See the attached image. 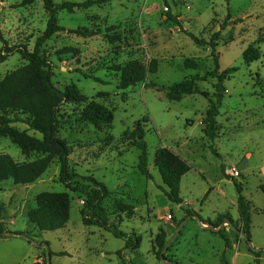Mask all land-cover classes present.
<instances>
[{
    "label": "rangeland",
    "instance_id": "obj_1",
    "mask_svg": "<svg viewBox=\"0 0 264 264\" xmlns=\"http://www.w3.org/2000/svg\"><path fill=\"white\" fill-rule=\"evenodd\" d=\"M83 2L85 0H55ZM170 11L181 25L169 20ZM58 24L66 30L55 33L41 47L51 60L48 69L52 82L61 90L75 83L90 100L104 103L114 110L111 125L97 127L82 115L86 102H66L59 109L58 135L71 147V170L81 176L93 175L104 182L111 195L104 200L111 223L128 235L142 237L136 250L126 248V237L82 220L85 193L69 191L71 216L65 227L40 231L28 219L42 191H68L59 182V163L55 161L32 184L0 181V264H32L44 261L47 248L52 264H168L156 256L155 236L165 228L170 239L177 223H184L182 233L163 255L178 264H264V251L254 254L242 233V217L237 208L238 192L233 179L222 173L231 168L244 194L252 203L251 241L264 249V0H112L106 4L59 10ZM43 0L23 4V0H0V54L8 46L26 45L34 50L36 40L48 23ZM226 27L221 25L226 21ZM92 28L98 33L81 36L76 28ZM217 39L220 69L236 66L238 70L224 82L227 91L217 117L216 138L205 134L203 118L209 98L194 93L180 101L166 97V86L195 75H208L214 68L209 45H198L187 34ZM118 32L121 40L111 42L107 33ZM259 47L260 59L247 64L243 58L249 46ZM69 48V49H68ZM197 58L199 67L187 69L184 60ZM158 60V71L143 82L120 87L118 69L130 59L149 63ZM20 53H12L0 62V80L8 72L26 64ZM91 75L101 78L97 81ZM216 78L197 81L203 92L212 97ZM13 114V113H12ZM14 115V114H13ZM145 125L148 167L152 178L138 169L141 150L132 145L135 123ZM14 126L28 129L22 122ZM168 146L191 166L181 182L176 204L169 200L162 175L154 162L159 147ZM216 152L219 154H216ZM0 153H9L23 161L37 155L23 154L8 136L0 135ZM83 184H88L82 180ZM90 190L85 187V192ZM134 204L135 214L119 215L115 201ZM191 211L193 215H188ZM228 214L233 219L221 221ZM171 215V217H170ZM217 222L215 227L198 220ZM214 227V229H211ZM230 237L226 246L219 230ZM27 233L32 241L20 235ZM122 250V255L118 251ZM61 252H67L61 254ZM259 259V261H257ZM259 262V263H258Z\"/></svg>",
    "mask_w": 264,
    "mask_h": 264
},
{
    "label": "trees",
    "instance_id": "obj_2",
    "mask_svg": "<svg viewBox=\"0 0 264 264\" xmlns=\"http://www.w3.org/2000/svg\"><path fill=\"white\" fill-rule=\"evenodd\" d=\"M33 1L23 0V4H30ZM110 1L112 0L64 1L57 3L55 0H43L49 18L44 33L36 40L34 50L30 51L26 45L8 46L5 42L0 54V62L5 61L12 53L18 52L27 63L8 72L0 80V135L11 138L26 156L31 153H35L37 156L34 159L19 161L9 153H0V181L11 179L16 184H32L47 171L52 163L58 161L59 182L64 184L68 191H42L38 193L36 195V206L28 211L29 221L36 224L40 231H53L65 227L71 216L69 191H80L86 195L81 209L83 223L109 230L117 237H126L125 247L136 250L140 247L142 237L135 233L128 235L117 224L110 222L109 212L104 205V200L111 195L110 188L93 175L81 176L71 170L69 163L71 147L66 140L58 135L59 109L66 102L87 101L82 115L86 121L97 127L111 125L115 117L114 110L100 101H88L87 96L81 92L75 83L67 85L64 90L59 89L52 82L48 70L52 62L49 56L41 50L42 45L51 36L66 30L65 26L58 24L57 15L59 10L68 9L72 11L75 7H90L95 4H106ZM167 16L169 20L181 25L178 18L170 11L167 12ZM227 21L221 25V29L226 27ZM71 31L81 36H92L98 33L97 30L88 27L76 28ZM187 34L196 44L211 47L214 68L208 75L201 76L197 74L194 77L185 78L166 86V97L171 101H180L184 96L194 93L208 97L210 104L203 118L204 131L214 141L217 136V117L220 114V106L227 91L224 82L238 70V67L232 66L223 70L220 69L219 52L217 50V39L220 31L215 32L210 40L200 38L191 32H187ZM2 35L0 28V37ZM106 35L111 42L121 40V34L118 32H108ZM261 56V49L254 45H249L243 52V58L247 64L260 59ZM184 66L187 69H197L199 67L198 59L187 57L184 60ZM118 71L120 72V87L124 89L143 82L149 74L156 73L158 71V60L153 58L149 63H145L138 59H130ZM208 76L217 79L212 97L208 96L207 92H203L197 84L199 80H207ZM89 77L101 81L98 76L91 75ZM16 122L27 124L29 129L40 132L42 137L31 135L28 129H20L14 126L13 124ZM130 141L132 145L141 150L138 164L140 173L151 179L152 174L148 167V145L145 141V125L142 121L139 120L135 123ZM215 153L218 154L216 150ZM154 162L162 175L164 184L167 186L165 193L169 200L176 204L182 203L183 199L180 196L181 182L183 176L190 171V164L168 146L159 147L156 150ZM222 173L234 180L238 192L237 208L242 217V228L241 230L234 226L233 228L245 235L247 241L251 240L252 203L245 196L244 188L236 180L231 168L223 165ZM81 179L86 180L88 184H83ZM86 186L90 188L88 192H85ZM261 188L264 190V184L261 185ZM115 207L119 215L125 213L128 218H131L135 214V206L132 203L117 200L115 201ZM187 214L193 215L191 211H187ZM220 219L221 221L228 219L230 223H233V219L228 214L222 215ZM182 221L177 223V229ZM202 222L215 227L219 226L217 222L211 220L202 219ZM181 233L182 230L178 235ZM219 234L224 239L226 246H230V237L225 228L220 229ZM178 235L174 240L178 238ZM27 239L32 241L29 236ZM169 240L164 229L156 234L154 246L157 247L156 256L159 259H168L165 255L162 258L161 254ZM174 240L169 248L172 247ZM251 250H253L252 247ZM262 251L264 249L261 251L253 250L257 256H260ZM66 253L61 252V254ZM50 254L52 256L54 252L50 250ZM118 254L122 255V250H119ZM32 264H48L47 254H45L44 261H36Z\"/></svg>",
    "mask_w": 264,
    "mask_h": 264
},
{
    "label": "water",
    "instance_id": "obj_3",
    "mask_svg": "<svg viewBox=\"0 0 264 264\" xmlns=\"http://www.w3.org/2000/svg\"><path fill=\"white\" fill-rule=\"evenodd\" d=\"M197 218H198V220L200 222H202V220L199 217H197ZM183 226H184V223H181L180 226L178 227L177 231L175 232V234L168 241L167 246L165 247V249L163 250V252L161 254V257L162 258H164V255H163L164 251H166L168 249V247L171 245L172 241L175 239V237L178 235V233L182 230ZM211 229H214V227H211ZM5 234L20 235V236H22L24 238H28V235H26L24 233L5 232ZM244 237H245V235H244ZM248 242H249L250 246L253 248V250H255V251H261V250H263V248H255V247H253L251 240H248ZM34 243L37 244L38 246H43V247H46L47 248V263L48 264H51V254H50V250H49L48 244H46V243L39 244V243H36V242H34ZM163 260H164V262H166L168 264H178V263H174V262L167 261L166 259H163Z\"/></svg>",
    "mask_w": 264,
    "mask_h": 264
},
{
    "label": "crops",
    "instance_id": "obj_4",
    "mask_svg": "<svg viewBox=\"0 0 264 264\" xmlns=\"http://www.w3.org/2000/svg\"><path fill=\"white\" fill-rule=\"evenodd\" d=\"M127 217V216H126ZM128 218V217H127ZM118 225V224H117ZM96 226V225H95ZM98 227V226H97ZM100 228V227H99ZM166 229V232L168 233V235H170V230L165 228Z\"/></svg>",
    "mask_w": 264,
    "mask_h": 264
},
{
    "label": "built area",
    "instance_id": "obj_5",
    "mask_svg": "<svg viewBox=\"0 0 264 264\" xmlns=\"http://www.w3.org/2000/svg\"><path fill=\"white\" fill-rule=\"evenodd\" d=\"M170 217H171V215H170Z\"/></svg>",
    "mask_w": 264,
    "mask_h": 264
}]
</instances>
